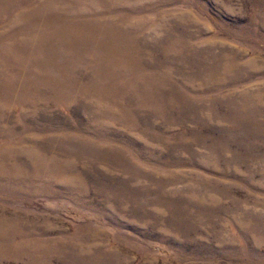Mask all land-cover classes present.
<instances>
[{
  "label": "rangeland",
  "instance_id": "obj_1",
  "mask_svg": "<svg viewBox=\"0 0 264 264\" xmlns=\"http://www.w3.org/2000/svg\"><path fill=\"white\" fill-rule=\"evenodd\" d=\"M0 264H264V0H0Z\"/></svg>",
  "mask_w": 264,
  "mask_h": 264
}]
</instances>
